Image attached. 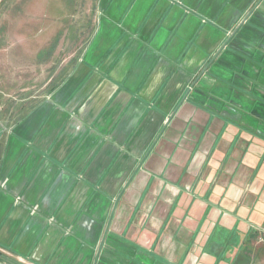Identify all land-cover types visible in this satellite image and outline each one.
<instances>
[{
    "label": "crops",
    "instance_id": "crops-1",
    "mask_svg": "<svg viewBox=\"0 0 264 264\" xmlns=\"http://www.w3.org/2000/svg\"><path fill=\"white\" fill-rule=\"evenodd\" d=\"M88 1L0 126V264H264V0Z\"/></svg>",
    "mask_w": 264,
    "mask_h": 264
},
{
    "label": "rangeland",
    "instance_id": "rangeland-1",
    "mask_svg": "<svg viewBox=\"0 0 264 264\" xmlns=\"http://www.w3.org/2000/svg\"><path fill=\"white\" fill-rule=\"evenodd\" d=\"M91 9L88 0H0L1 127L13 125L23 108L47 94V82L78 59L68 54L86 45ZM59 34L66 38L55 39ZM55 40L58 47L49 55Z\"/></svg>",
    "mask_w": 264,
    "mask_h": 264
}]
</instances>
